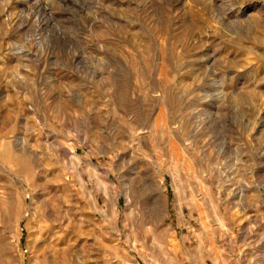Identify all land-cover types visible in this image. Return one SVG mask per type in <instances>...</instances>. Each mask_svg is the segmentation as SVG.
Here are the masks:
<instances>
[{
    "label": "rangeland",
    "instance_id": "1",
    "mask_svg": "<svg viewBox=\"0 0 264 264\" xmlns=\"http://www.w3.org/2000/svg\"><path fill=\"white\" fill-rule=\"evenodd\" d=\"M0 264H264V0H0Z\"/></svg>",
    "mask_w": 264,
    "mask_h": 264
}]
</instances>
